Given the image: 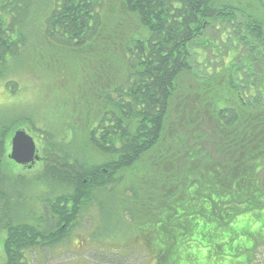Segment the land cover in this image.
I'll return each mask as SVG.
<instances>
[{
	"label": "trees",
	"instance_id": "obj_1",
	"mask_svg": "<svg viewBox=\"0 0 264 264\" xmlns=\"http://www.w3.org/2000/svg\"><path fill=\"white\" fill-rule=\"evenodd\" d=\"M248 6L0 0V79L12 95H27L29 84L13 76L30 54L37 63L27 71L44 77L29 91L33 102L0 119V202L27 197L4 189L28 181L9 157L20 128L40 154L31 185L53 188L37 196L45 205L34 223L4 218V264H28L29 250L71 236L96 191L111 200L118 233L143 238L145 262L264 264V6ZM222 26L230 42L218 59L209 32ZM241 251L244 262H226Z\"/></svg>",
	"mask_w": 264,
	"mask_h": 264
},
{
	"label": "rangeland",
	"instance_id": "obj_2",
	"mask_svg": "<svg viewBox=\"0 0 264 264\" xmlns=\"http://www.w3.org/2000/svg\"><path fill=\"white\" fill-rule=\"evenodd\" d=\"M110 1L111 0H109V2ZM246 3L247 5H249L248 7H250L252 11L256 10L257 7L262 9V7L264 6V0H246ZM223 32V26L218 28L216 33L213 30L209 32V34H211L210 38L216 40L214 50L215 53L218 54V59L226 54V48L228 47L230 42H227L228 38L226 37V35L228 34L225 33V36H221ZM196 48L200 53V57H202V55H204L203 51L205 50L201 45H198ZM205 49L207 55L209 52V57H214L211 55V46H205ZM242 51H244V49H242ZM23 57L25 58L27 57V55H24ZM28 58L30 59V61L27 67L24 69L25 71L20 73L19 76L16 74L13 76L20 81L18 87L20 86L24 89L25 86H23V84H29V86L27 87V89L29 88L28 94L26 93L27 95H11V93H9L8 89L6 88L4 81L0 79V119L10 118L11 116H13L10 114L12 109L8 108H12V106L18 104L19 101L26 99V101L28 102H33L34 98L28 96L31 94V92L29 91L34 88L37 89V84L44 81V77L41 73L40 75H36L32 70H30L29 72L27 71L31 65L37 63L33 54H30ZM195 63L200 69H206L207 63L201 62L199 64L196 62V60ZM9 67L12 68V65L10 64ZM31 80L34 81L28 82ZM104 83L107 84V82ZM22 110L29 111L30 108H22ZM76 138H78V136H76ZM93 153L95 154V152ZM96 158L98 160L102 159L98 158L97 156ZM16 164L14 162L11 164L14 167V169L12 170L13 174H22L26 177V179H28V181L24 186H22L16 180H11V182H7L4 185V189L7 190L10 195H16L18 193L26 191L27 197L21 202L16 200L11 201L14 200L15 197L12 199L8 198L7 200L3 198V200L5 201H10L9 204H5V201L0 202V264H4L3 250L4 240L7 234V229L4 227V224L6 223L4 218L8 217L10 218V220L15 222L24 221L34 223V217L38 212V206L39 208H42V206L45 205L43 202L38 205L37 196L42 194L43 192L48 195V193L53 190V188L48 185L35 187L31 185V182L34 180V175H40V171H38L40 165L32 169L27 166H21L19 164L18 166ZM142 172L146 173L143 170ZM127 175V173L123 174L122 177L127 180ZM141 182L144 183V177L143 179H141ZM11 192L15 193L11 194ZM95 194L97 198L95 197L93 201L88 203L87 206L83 210H81L80 214L78 215V218L76 219L72 227V235L68 236L66 239L53 246L39 247L37 251L32 249L29 250L28 264H139L143 260L144 263L141 264H151L150 260L145 262V260H147L149 257L143 251V249H139L138 244L143 245V238H136L132 233L124 235L118 233L117 230L120 226L119 220L116 219L118 218V216H109V206L112 205L111 200L106 196L100 197L98 191H96ZM45 197L46 196H44V198ZM240 242H248V239L241 238ZM128 244L129 246H127ZM208 249L210 248H204L203 252H200L201 256L206 255L207 253L205 252ZM246 253L247 252L241 251L235 256L234 253L233 255H230V257H227L226 262H244L247 257ZM257 253L258 258L264 263V246L258 248ZM215 257L216 256L213 255V261L215 260Z\"/></svg>",
	"mask_w": 264,
	"mask_h": 264
},
{
	"label": "water",
	"instance_id": "obj_3",
	"mask_svg": "<svg viewBox=\"0 0 264 264\" xmlns=\"http://www.w3.org/2000/svg\"><path fill=\"white\" fill-rule=\"evenodd\" d=\"M9 157L16 163L32 167L40 159L34 137L25 129L15 131Z\"/></svg>",
	"mask_w": 264,
	"mask_h": 264
},
{
	"label": "bare ground",
	"instance_id": "obj_4",
	"mask_svg": "<svg viewBox=\"0 0 264 264\" xmlns=\"http://www.w3.org/2000/svg\"><path fill=\"white\" fill-rule=\"evenodd\" d=\"M6 86V85H5ZM9 91V90H8ZM20 91H21V89H20ZM17 92V91H16ZM12 95V94H11ZM13 97V96H12ZM16 97V96H15ZM16 102V101H15ZM54 119V118H53ZM65 125V124H64ZM71 130V129H70ZM72 131V130H71ZM47 144V143H46ZM38 206V205H37ZM44 206V205H43ZM38 210V209H37ZM48 216V215H47ZM101 218V217H100ZM100 220V219H99ZM99 223V222H98ZM52 227V226H51ZM115 241V240H114ZM122 241V240H121ZM113 244V243H112ZM121 244V243H120ZM115 245V244H114ZM113 245V246H114ZM117 247V246H116ZM120 247V246H119Z\"/></svg>",
	"mask_w": 264,
	"mask_h": 264
}]
</instances>
